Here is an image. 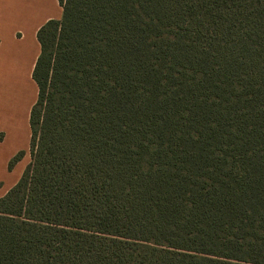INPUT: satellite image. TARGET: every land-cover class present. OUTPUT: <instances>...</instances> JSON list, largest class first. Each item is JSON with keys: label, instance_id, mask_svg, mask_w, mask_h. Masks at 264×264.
Returning <instances> with one entry per match:
<instances>
[{"label": "trees", "instance_id": "obj_1", "mask_svg": "<svg viewBox=\"0 0 264 264\" xmlns=\"http://www.w3.org/2000/svg\"><path fill=\"white\" fill-rule=\"evenodd\" d=\"M58 1L0 264H264V0Z\"/></svg>", "mask_w": 264, "mask_h": 264}, {"label": "crops", "instance_id": "obj_2", "mask_svg": "<svg viewBox=\"0 0 264 264\" xmlns=\"http://www.w3.org/2000/svg\"><path fill=\"white\" fill-rule=\"evenodd\" d=\"M35 0H0V198L16 183L20 170L8 171L10 160L21 150L27 149L31 136L30 115L38 98V86L33 72L41 53L37 38L39 29L51 19H61L63 10L58 0L56 16L39 22ZM39 2V0H38ZM28 127L23 142L24 126ZM20 129L21 134L15 133ZM14 139V140H13Z\"/></svg>", "mask_w": 264, "mask_h": 264}, {"label": "rangeland", "instance_id": "obj_3", "mask_svg": "<svg viewBox=\"0 0 264 264\" xmlns=\"http://www.w3.org/2000/svg\"><path fill=\"white\" fill-rule=\"evenodd\" d=\"M59 2V1H58ZM60 5V4H59ZM38 6V8H39V14H38V18H39V22H42L44 19H46L47 17H49V16H56V12H57V7H56V5H55V3L53 2V0H39V2H38V0H35V2H34V9H36V7ZM62 8V7H61ZM63 10V9H62ZM52 20V19H51ZM27 132H28V127L25 125L24 126V128H23V134H24V139H23V142H20V141H18V143L17 144H13V146L12 147H20V146H22V145H24L25 144V142H26V135H27ZM15 133H17L18 135H20L21 134V130L20 129H18V130H16L15 131ZM30 139H31V136H30ZM30 139H29V144H30ZM14 140V139H13ZM21 151H25V156H24V158H23V160L21 161V162H19L16 166H15V168H17V166H18V170H20V168H21V166H22V171H21V174H20V176H19V178H18V180L20 179V177H21V175H22V173L24 172V169H25V167L27 166V164L30 162V151H29V145H28V147H27V149H23V150H21ZM21 151H19V152H21ZM18 152V153H19ZM17 153V154H18ZM16 154V155H17ZM9 165V164H8ZM15 168L13 169V171L15 170ZM9 171V170H8ZM18 180H17V182H18ZM0 186H1V184H0Z\"/></svg>", "mask_w": 264, "mask_h": 264}]
</instances>
